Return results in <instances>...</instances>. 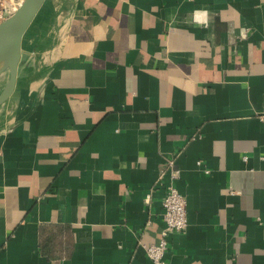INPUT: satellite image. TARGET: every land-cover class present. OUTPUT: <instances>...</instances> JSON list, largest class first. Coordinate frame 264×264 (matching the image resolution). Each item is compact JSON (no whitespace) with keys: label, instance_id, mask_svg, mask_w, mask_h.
Listing matches in <instances>:
<instances>
[{"label":"crops","instance_id":"1","mask_svg":"<svg viewBox=\"0 0 264 264\" xmlns=\"http://www.w3.org/2000/svg\"><path fill=\"white\" fill-rule=\"evenodd\" d=\"M168 160L169 264H264V0H45L0 105V264H152Z\"/></svg>","mask_w":264,"mask_h":264},{"label":"built area","instance_id":"2","mask_svg":"<svg viewBox=\"0 0 264 264\" xmlns=\"http://www.w3.org/2000/svg\"><path fill=\"white\" fill-rule=\"evenodd\" d=\"M22 2L23 0H0V23L9 18ZM167 168L160 172L157 179V184L164 190L161 200L164 226L158 242L145 247L146 255L152 264H169L168 238L173 233L184 232L187 227L186 199L175 186L179 172L173 169L171 160L167 161Z\"/></svg>","mask_w":264,"mask_h":264},{"label":"water","instance_id":"3","mask_svg":"<svg viewBox=\"0 0 264 264\" xmlns=\"http://www.w3.org/2000/svg\"><path fill=\"white\" fill-rule=\"evenodd\" d=\"M45 0H23L15 12L0 23V76L7 80L0 91V105L12 95L21 56V41Z\"/></svg>","mask_w":264,"mask_h":264},{"label":"rangeland","instance_id":"4","mask_svg":"<svg viewBox=\"0 0 264 264\" xmlns=\"http://www.w3.org/2000/svg\"><path fill=\"white\" fill-rule=\"evenodd\" d=\"M2 77H5L4 75Z\"/></svg>","mask_w":264,"mask_h":264}]
</instances>
